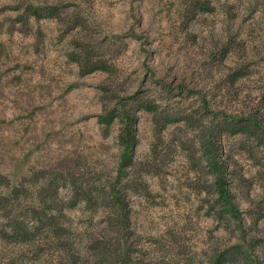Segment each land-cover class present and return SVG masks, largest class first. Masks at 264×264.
<instances>
[{"label":"rangeland","instance_id":"obj_1","mask_svg":"<svg viewBox=\"0 0 264 264\" xmlns=\"http://www.w3.org/2000/svg\"><path fill=\"white\" fill-rule=\"evenodd\" d=\"M0 264H264V0H0Z\"/></svg>","mask_w":264,"mask_h":264},{"label":"trees","instance_id":"obj_2","mask_svg":"<svg viewBox=\"0 0 264 264\" xmlns=\"http://www.w3.org/2000/svg\"><path fill=\"white\" fill-rule=\"evenodd\" d=\"M127 144H130V141H128ZM116 197L118 198L119 196L117 195ZM118 200H119V198H118Z\"/></svg>","mask_w":264,"mask_h":264}]
</instances>
